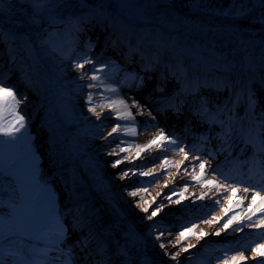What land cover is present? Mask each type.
Here are the masks:
<instances>
[{"label": "bare ground", "instance_id": "obj_1", "mask_svg": "<svg viewBox=\"0 0 264 264\" xmlns=\"http://www.w3.org/2000/svg\"><path fill=\"white\" fill-rule=\"evenodd\" d=\"M78 1L94 12L101 3L111 1L122 24L109 25L96 16L88 15L77 19L87 25L84 35L88 32V37L94 36L97 46L90 51L83 33H75L71 61L48 50L43 55L45 64L27 37L17 34L0 21V33L8 42L7 49L0 43V73H6V86H12L20 96L27 98L22 107L37 130V144L44 153L46 173L61 191L62 211L72 232L68 245L71 244L77 263L176 264L171 254L177 249L171 245L162 249L159 244L167 245L184 226L193 224L197 225L195 235L189 236L179 247L188 244L195 247L181 253L177 258L179 264H218L217 258L225 250L236 249L249 241L264 243L259 235L264 229L245 228L243 232H233L232 228L238 227L236 224L221 231L219 236L215 235L227 216L211 225L202 222L213 216H223L222 208L229 207V201L224 197L229 195H232L233 211L228 216L242 212L249 201L245 200L240 208L235 205L241 197L251 195V192L244 193L243 188L256 185L259 190V186L264 184L261 176L264 177V172L260 170L259 163L244 165L251 155L259 162L264 161V152L260 151V140L264 139V0ZM146 9L157 10L159 15L147 19ZM77 30L82 32L79 28ZM12 37L24 42L25 50L43 65L46 71L44 91L50 94L49 99L46 94H43V100L40 98V87L24 68L23 61L19 60L17 50L11 45ZM85 54L96 62L95 67L105 56H118L126 60V67L134 72L120 83V87L107 82L90 89L86 85L96 82L78 77L81 71H89L93 65H86L84 70L73 67ZM9 57H14L13 63H9ZM49 66L52 76L62 86L66 116L57 107L56 94L50 86ZM155 85L158 91L151 92L154 97H149L145 92ZM113 88L115 92L111 90ZM89 92L94 93V105H107L118 100L132 105L135 100L143 107L138 112L132 105L134 120L125 121L108 118L110 110L97 107L101 113L98 120L88 111L92 106L86 101ZM178 103L187 108L186 118L195 116L194 113L204 107L209 115L214 114L226 125H231L232 152L241 150L243 155L235 153L231 157L224 152L209 158L211 168L207 169L209 175L205 178L224 185L235 184L239 191L234 195L213 188L203 199H197L208 190L195 186V181L183 173L185 167L191 171L190 161H184L179 168L169 167L167 171L172 175H166L161 167L165 156L174 165L183 160L182 153L172 150L174 145H169L166 152L155 147L142 151L139 158L135 155L136 148H130L132 159L140 165L138 171L155 168L152 176L121 179L117 175L121 169L132 168L133 165L110 166V161L117 157L107 153L119 141L104 137L118 122L136 129V135L125 133L121 136L133 145L147 144L159 130H163L178 138L186 150L193 149L201 154L202 159L205 158L200 148L201 132L209 133L207 136L213 140L217 133L222 132L221 126L219 123H201L204 116L186 122L179 114L174 124H165L159 112L165 110V114L170 116L172 112L169 111ZM52 110L57 121L48 122L45 115L50 116ZM167 120L170 121L169 118ZM183 125H186L184 129L188 127L187 134L182 133ZM248 136L252 143L246 144L243 138ZM192 154L190 152V157ZM213 169L217 171L213 172ZM154 179L155 183H150ZM185 184L189 185L184 193L187 199L179 204H169L164 199L173 188L182 190ZM142 185L148 186V192H141L136 197L128 194ZM141 197L147 201L143 207L151 204L149 213L161 201L166 206L152 220H147L145 217L149 213L136 206ZM153 197L155 203L152 202ZM214 200L220 203L215 204ZM201 230L208 235L201 238ZM161 231L165 235L158 240ZM85 238H88L86 248L80 243ZM244 254L251 256L250 252ZM58 259L52 257L51 263L57 264ZM247 264L256 262L249 259Z\"/></svg>", "mask_w": 264, "mask_h": 264}, {"label": "rangeland", "instance_id": "obj_2", "mask_svg": "<svg viewBox=\"0 0 264 264\" xmlns=\"http://www.w3.org/2000/svg\"><path fill=\"white\" fill-rule=\"evenodd\" d=\"M85 1L95 3L98 0ZM156 11L146 9L145 17L158 16ZM84 15L96 16L109 25L122 24L111 1L101 3L94 12L78 0H0V21L27 37L45 64L43 55L48 50L71 61L77 32L86 37L90 51L96 48L94 36L88 37V32L84 35L87 25L77 20ZM11 45L39 85L40 98L43 100V94H46L49 99L50 94L44 91L46 71L43 65L25 50L20 39L11 38ZM97 65L95 74L101 76V81L96 83L110 82L120 87L126 75L120 62L105 58ZM48 69L57 107L66 116L62 86L52 76L50 66ZM94 100L93 93L92 102ZM48 105H51L49 101ZM19 111L25 116V127L15 137L0 134V261L6 264H52L51 259L56 256L59 258L57 264H64L70 253L73 264H78L71 244L68 245L72 232L62 211L61 191L46 173L44 153L37 144V130L22 104ZM51 113L45 115L46 120L57 121L55 112L52 110Z\"/></svg>", "mask_w": 264, "mask_h": 264}, {"label": "snow or ice", "instance_id": "obj_3", "mask_svg": "<svg viewBox=\"0 0 264 264\" xmlns=\"http://www.w3.org/2000/svg\"><path fill=\"white\" fill-rule=\"evenodd\" d=\"M40 8H37L39 11ZM14 39V37H12ZM0 43H3L5 48L8 47V42L4 39V34L0 33ZM14 62V57H9V63ZM95 61L89 58L86 54L83 55L82 60L80 62H76L73 67L75 69L84 70L86 65H93V67L89 71H81L80 76L78 79L84 80L88 79L93 82H100L101 76L96 75L95 73L98 71L95 67ZM99 71H103V69H99ZM93 74H89V73ZM100 85L98 83H89L86 87L90 89L98 88ZM112 91H116V89H111ZM27 98L24 96H18L16 90L12 86H6V73H0V134L8 137H15L16 134L25 127V116L19 111L20 105L26 100ZM86 101L88 104L92 105L88 108V111L93 113L96 118L99 120L101 119V113L97 111V107H107L110 110V116L108 118L115 119L116 121H125V120H134V114L131 111L132 105L137 108L139 112L143 106L139 104L138 101L133 100L132 105H129L125 100H118V101H111L107 105H94L92 104L93 101V93L89 92L86 96ZM201 113L204 116V122L210 124L219 123L222 129L221 133L216 134V139L219 140L221 143L218 145L216 150L208 149L207 157L201 158V154L194 152L193 149L186 150L185 147L180 145V141L178 138H174L166 134L163 130H159L158 134L149 141L147 144L140 145L135 144L133 145L131 142L125 141L121 138V136L125 133H131L133 135L138 134L135 128H129L126 125L121 123H116L112 126L111 131L107 132L104 139H108L109 137L113 138V140H118L119 142L115 144L114 147L107 153L109 156H116L117 159L110 161V166L112 168H118L120 165L125 163H130L133 165L132 168H124L117 174L121 179L129 178L131 179L133 176L138 177H147L152 176L155 172V168L149 171H138L140 165L135 164V161L132 159V154L130 152L131 147L136 148V157L139 158L140 153L142 151H148L150 149L159 148L162 151H167L169 145H174L175 148L172 150L177 152V154H183V160H181L177 164H173L167 156L163 158V162L161 167L164 168L166 175H172L169 173L167 169L169 167L175 166L177 168L180 167L184 163V161H190L191 171H189L188 167L183 168V173L191 178V180L195 181V186H199L202 188H206L207 192H202L197 199H203L204 196L208 195V192H211L213 188L215 189H223L225 192H229L231 194H235L239 189L235 186V184H221L219 181L205 178L209 175L207 169L211 168V164L209 162V158H214L215 155L219 153L227 152L229 156H231L233 150V143L231 142V132L232 128L231 125H226L225 122L220 121L218 117L214 114L209 115L207 108L202 107ZM7 112V115H6ZM257 135H260L258 132ZM203 143L210 144L211 137L204 135L199 138ZM244 143H252V138L250 136L243 138ZM260 151L264 152V139L260 140ZM190 152L193 154L190 157ZM126 154V155H121ZM198 162V163H196ZM239 163V161H237ZM248 161H245L247 163ZM255 164L256 162H252ZM197 169L199 170L197 174ZM260 170L264 172V161L260 162ZM217 171V169H213V172ZM225 179H229V177L225 176ZM150 183H155V179ZM167 187V184L164 185ZM188 184H185L182 190H177L173 188L170 193L164 198L168 201L169 204H179L182 200L187 199L184 193L188 191ZM141 192H148V186H141L136 189H132L129 191V195L136 197ZM244 193L251 192L250 196H243L239 199V202L235 205V207L240 208L244 205L245 200H248L247 207L243 209L242 212L235 213L234 215L228 216L229 212L233 211L231 200L232 195L224 197L229 201L228 208H222L223 216L215 217L213 216L211 219H205L202 222L205 224H213L219 223L220 220H223L225 216L228 218L224 220V223L221 225L220 229L215 232V235L219 236L220 232L229 228H232L233 224L238 225L236 228H232L233 232H243L245 228L249 229H264V195L261 193L264 192V184L259 186V190H257L256 185H250L243 188ZM159 195V193H157ZM195 196V193H192ZM178 197V199H173V197ZM259 200V204H258ZM155 203V197L152 200ZM147 203L143 199L140 198L137 201L136 206L141 207L142 211L145 213H149V209L151 208V204L148 207H143L142 205ZM215 204H219V200H214ZM166 205L161 201L151 212L145 217L147 220H152L153 217H156L158 213H160ZM197 227L196 224H193L191 227L184 226L182 230L178 233L176 238L172 241H168L167 245L165 243H160V248H165L168 245L171 247L176 248L177 250L171 254V259L176 261V264H179V260L177 259L182 252L187 253L193 247L192 244H188L186 247L180 248L179 245L187 240L189 236L195 235L194 229ZM165 233L161 231L157 236V239L163 238ZM208 235V233L201 230L199 236L202 238ZM260 238L264 239V232L259 233ZM85 248L87 247L88 238H85L80 242ZM230 252H234L235 254H229ZM250 252L251 256H246L244 253ZM251 259L256 262V264H264V243L262 242H253L249 241L247 244L241 245L236 249H228L225 250L223 255L217 258L218 264H247L248 260ZM0 264H6L5 261H0ZM64 264H73V260L71 254L69 253L67 258L64 261Z\"/></svg>", "mask_w": 264, "mask_h": 264}, {"label": "water", "instance_id": "obj_4", "mask_svg": "<svg viewBox=\"0 0 264 264\" xmlns=\"http://www.w3.org/2000/svg\"><path fill=\"white\" fill-rule=\"evenodd\" d=\"M40 1V0H39ZM42 1H46V0H42Z\"/></svg>", "mask_w": 264, "mask_h": 264}]
</instances>
